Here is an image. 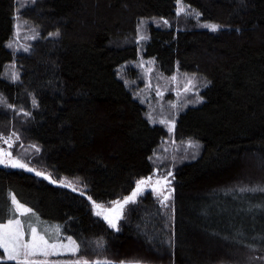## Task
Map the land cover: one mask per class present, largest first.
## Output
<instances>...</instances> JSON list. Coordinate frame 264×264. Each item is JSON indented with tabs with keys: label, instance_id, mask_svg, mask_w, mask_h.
I'll use <instances>...</instances> for the list:
<instances>
[{
	"label": "trees",
	"instance_id": "obj_1",
	"mask_svg": "<svg viewBox=\"0 0 264 264\" xmlns=\"http://www.w3.org/2000/svg\"><path fill=\"white\" fill-rule=\"evenodd\" d=\"M176 2L0 0V137L39 149L25 159L32 171L0 166V224L14 216L13 196L58 224L80 247L56 262L264 264V0H183L200 23L219 25L215 32L178 24ZM16 20L37 35L26 53L6 46ZM165 20L171 26L150 24ZM140 56L162 77L204 85L201 102L178 114L173 139L119 77L124 66L135 75ZM10 65L17 82L7 80ZM170 139L199 150L166 154L157 167ZM157 170L173 189L171 219L150 191L116 228L95 214ZM62 178L84 191L52 182Z\"/></svg>",
	"mask_w": 264,
	"mask_h": 264
},
{
	"label": "rangeland",
	"instance_id": "obj_2",
	"mask_svg": "<svg viewBox=\"0 0 264 264\" xmlns=\"http://www.w3.org/2000/svg\"><path fill=\"white\" fill-rule=\"evenodd\" d=\"M178 8H182V11L179 15L177 14ZM176 15L179 18L178 24L180 25H183L182 23H184V21H187V23L189 21H193V25H195L196 28L213 32L209 28L204 26L206 24L212 23H200L199 15H197L196 12L192 11L188 7V5L183 2V0H181L180 4L176 2ZM150 24L159 27L171 26L169 22L165 24L164 21H155L151 22ZM146 26L147 24H144L139 28V43H142L144 41V37L146 36L147 30ZM36 38L37 35L35 34V30L31 26H29V24L24 23L20 20H16L14 34L10 41L7 42L6 46L12 53H26L32 46ZM130 69H133L135 71V75L133 74V76L132 74L127 73V67L124 66L119 72L120 79L131 91L133 97L145 108V117L148 122L152 125L163 126L168 132L169 138L173 139L175 122L178 114L184 111L187 107L195 106L201 102L199 94L202 88L204 87L203 83L193 77H188L179 74H175L169 78L162 77L155 69L154 62L152 60H144L141 56L135 63L130 66ZM13 74H15V76L17 77L16 79H13ZM6 77L9 81H18L19 73L14 65H10L7 67ZM0 102H2L1 98ZM9 137H11V147H9L8 143L4 142L5 139ZM171 139L167 140L165 143L163 142L159 154L157 156H154V160L156 161L157 167H161L167 163V157H165L166 154H172L174 157H176V155L181 154L182 151L184 153L183 155H186L184 157L194 158V155L199 150V146L197 144L186 142L185 144H183V146H177V144H174ZM0 149H4L6 151L11 152L13 157L20 159L23 163H25V159L29 155H36L39 152V149L36 145L20 144L16 136L0 137ZM0 166L5 165L0 164ZM150 177L151 180H149L145 185L142 186V193L146 191L153 192L157 196V201L161 206L162 213L165 214L168 219H171L173 213V189L170 186V182L169 180H167V177L161 174L160 170L154 172ZM157 180L161 181L159 185L161 186L160 189L162 190V194L161 191L155 192L153 190ZM56 184L68 187L72 190L73 188H75V191L78 192L84 191L78 183H75V181L69 180L67 178H62L61 180L56 181ZM140 195L141 192L137 194L135 200ZM165 195L168 196L167 200L164 199ZM117 201L123 202L124 198ZM132 202L133 201H129L127 204L124 205L123 209L121 210L120 218L116 220V225L123 218L126 207ZM13 207L14 216L12 219L18 218L19 220H21L24 228V239L26 241L31 239V225L36 226L37 231L48 237L50 240L59 239L65 244L68 243V237L63 236L61 227L58 224L40 219L33 211L31 213H25L21 215L19 212L16 211L14 205ZM114 207H116V205L114 203H111L108 205H104L101 211L94 208V212L95 214L97 212H100L101 215H96L108 224V222L104 219V215L108 210ZM3 224H7V222ZM0 250L3 255L2 249ZM66 255L75 256L72 253H63L59 255H49L47 257L38 255L37 257H34V259H37L39 261H47L48 264H66V262L68 261L56 262L55 260L58 256ZM75 260H77V258L72 261ZM90 264L94 263L90 262Z\"/></svg>",
	"mask_w": 264,
	"mask_h": 264
},
{
	"label": "snow or ice",
	"instance_id": "obj_3",
	"mask_svg": "<svg viewBox=\"0 0 264 264\" xmlns=\"http://www.w3.org/2000/svg\"><path fill=\"white\" fill-rule=\"evenodd\" d=\"M177 3L180 4L181 0H177ZM182 11V8L177 9V14L179 15ZM199 15V14H197ZM165 24L168 22L165 20ZM205 27L209 28L211 31L215 32L220 27L216 24H206ZM49 35H53V33H49ZM58 35V33H57ZM143 38V37H141ZM17 77L13 74V79ZM35 104V101H33ZM171 123V122H169ZM171 130V129H170ZM15 135V134H13ZM11 137L5 139V143H10ZM0 164L5 165L6 167H13V168H27V165L23 163L20 159L13 157L12 153L6 151L4 149H0ZM28 171H32V169L27 168ZM37 175H43V173L37 172ZM171 175V173H169ZM47 179H51L50 177H45ZM151 177L146 179H141L137 181V187L133 190L130 196L124 198V201H114L113 203L116 207L108 210L110 214H105L104 219L108 222V224L116 228V220L120 218L121 210L123 209L124 205L127 204L129 201H134L137 194L142 191V186L145 185ZM56 183V181H52ZM166 182V181H165ZM161 181L157 180L156 184L159 185ZM76 189L73 188V191ZM154 191H161L158 188H153ZM245 189H241L244 191ZM264 191V189H261ZM83 194V193H81ZM91 199V197H89ZM164 199L167 200L168 196H164ZM12 203L15 206L17 212L21 215L25 213H31L32 209L26 207L25 205L21 204L16 198L12 197ZM95 204V202H93ZM95 207L99 208L100 205H95ZM97 215H101L100 212L96 213ZM31 239L25 240L24 239V228L21 220L18 218L16 219H9L7 224H0V249L3 251V256H0V260H7V261H14L15 264H48L47 261H39L34 259L38 255L42 256H49V255H59L63 253H72L75 255L79 251V244L72 239V237H68V243L65 244L61 242L59 239H49L45 235L41 234L37 231L36 226H31ZM58 231V229H57ZM66 264H90V262L85 259L83 261L77 259L75 261H68ZM94 264H100V261L94 262ZM107 264V262H105ZM123 264V262H121ZM139 264V262H137Z\"/></svg>",
	"mask_w": 264,
	"mask_h": 264
},
{
	"label": "water",
	"instance_id": "obj_4",
	"mask_svg": "<svg viewBox=\"0 0 264 264\" xmlns=\"http://www.w3.org/2000/svg\"><path fill=\"white\" fill-rule=\"evenodd\" d=\"M16 169H18V168H16ZM98 209H99L100 211L102 210L101 208H97V210H98ZM108 213H109V212L107 211L106 214H108Z\"/></svg>",
	"mask_w": 264,
	"mask_h": 264
}]
</instances>
